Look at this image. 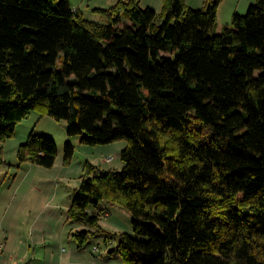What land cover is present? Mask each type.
<instances>
[{
	"label": "trees",
	"instance_id": "16d2710c",
	"mask_svg": "<svg viewBox=\"0 0 264 264\" xmlns=\"http://www.w3.org/2000/svg\"><path fill=\"white\" fill-rule=\"evenodd\" d=\"M222 3L119 0L94 22L70 0H0V145L37 109L82 145L127 142L121 171L86 165L67 221L97 231L80 247L103 231L90 208L120 205L143 238L119 235L125 264H264V0L218 34ZM58 152L33 132L17 156Z\"/></svg>",
	"mask_w": 264,
	"mask_h": 264
},
{
	"label": "crops",
	"instance_id": "0c3cea01",
	"mask_svg": "<svg viewBox=\"0 0 264 264\" xmlns=\"http://www.w3.org/2000/svg\"><path fill=\"white\" fill-rule=\"evenodd\" d=\"M32 133L19 138L16 131V139L10 140L11 148L7 141L0 146L4 154V163L0 167V244L4 246L3 263L101 264V255L86 251L73 238L76 232L90 231L87 225L67 221V212L72 206L75 192L68 201L67 197L63 199L65 193L61 192L59 186L73 180V162L71 166L65 164L64 154L57 145L59 152L53 168L19 163L16 157L18 149ZM39 135L50 136L55 142L57 140L52 133ZM68 141L75 148L76 142L80 144L78 137L70 139L66 136L65 142ZM77 186L74 190L79 188ZM103 206L106 205L90 208L89 212L93 214L105 210ZM94 252H97L95 248Z\"/></svg>",
	"mask_w": 264,
	"mask_h": 264
},
{
	"label": "rangeland",
	"instance_id": "374dc122",
	"mask_svg": "<svg viewBox=\"0 0 264 264\" xmlns=\"http://www.w3.org/2000/svg\"><path fill=\"white\" fill-rule=\"evenodd\" d=\"M116 0H70L74 9H80L85 18L94 21L101 22V16L95 11L97 8H110L118 3ZM141 6L144 9L152 8L157 13H161L163 9V0H140ZM188 7L191 9H204L208 0H185ZM256 0H223L220 5L217 16V24L215 28L216 33H222L226 26L232 25V19L235 13L245 15L251 4H254ZM67 122L56 121L49 115L45 114L41 109L32 111L30 116L24 120L16 131L18 137H23L31 133L36 134L52 133L57 139V145L60 147L62 155L64 154L65 139L67 135ZM49 135V134H47ZM50 137V136H48ZM16 137L9 139L7 142L12 147L10 142L15 140ZM76 150L71 163L73 162V180L67 184L59 186L61 192L64 191V197L70 200V197L74 196V187L77 185L80 187L81 181L85 175L86 165L89 163L101 171H121L123 169V161L121 159V152L126 148L127 142L125 140H119L108 145L89 146L82 145L81 143H75ZM1 146V145H0ZM0 153H3L0 147ZM17 157V155H16ZM112 158V159H111ZM4 160V154H3ZM84 168V171H83ZM48 169V168H46ZM83 175V176H82ZM82 177V178H81ZM82 179V180H81ZM77 186V187H78ZM70 196H69V195ZM103 206L105 213L101 219L99 225L103 229L101 233H95L90 236V239L85 244V250L102 256L101 264H125L123 258L118 253H111L117 249L120 241L119 235L121 233L130 234L138 239H143L134 233L133 229V216L132 214L120 205H107ZM102 207V206H101ZM88 229L92 232H96L97 228H93L87 225ZM109 241H114V245H108ZM71 243V242H70ZM73 245V243H71ZM99 247L100 250L94 252V248ZM69 247V245H67Z\"/></svg>",
	"mask_w": 264,
	"mask_h": 264
},
{
	"label": "built area",
	"instance_id": "2783aa9c",
	"mask_svg": "<svg viewBox=\"0 0 264 264\" xmlns=\"http://www.w3.org/2000/svg\"><path fill=\"white\" fill-rule=\"evenodd\" d=\"M112 159V158H111ZM115 242L114 241H109L108 245H114ZM96 251H99L100 248L95 247ZM3 251H4V246L2 244H0V264H19L18 262H10V263H3L2 261V255H3Z\"/></svg>",
	"mask_w": 264,
	"mask_h": 264
}]
</instances>
